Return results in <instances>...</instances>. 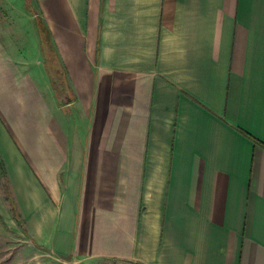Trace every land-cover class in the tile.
<instances>
[{
	"label": "crops",
	"instance_id": "obj_1",
	"mask_svg": "<svg viewBox=\"0 0 264 264\" xmlns=\"http://www.w3.org/2000/svg\"><path fill=\"white\" fill-rule=\"evenodd\" d=\"M30 1L0 15V264H264V0Z\"/></svg>",
	"mask_w": 264,
	"mask_h": 264
},
{
	"label": "trees",
	"instance_id": "obj_2",
	"mask_svg": "<svg viewBox=\"0 0 264 264\" xmlns=\"http://www.w3.org/2000/svg\"><path fill=\"white\" fill-rule=\"evenodd\" d=\"M37 28H38V33L40 35V38H41V41H42V44H43V53H44V57H45L44 58L45 59V64H46V67H47V69H48V71L50 73L52 84L54 85V87H55L57 92L59 91V89H63L64 90V81H63V78H62V74H61V71L59 70V67L57 65V62H56V59L54 57L53 51L47 45L48 37L46 35L44 27H37ZM50 58L54 59V63H55L56 66H54V64L50 63V61H49ZM57 74H59V76H57V78L54 77V75H57ZM60 97H61V95H60Z\"/></svg>",
	"mask_w": 264,
	"mask_h": 264
},
{
	"label": "rangeland",
	"instance_id": "obj_3",
	"mask_svg": "<svg viewBox=\"0 0 264 264\" xmlns=\"http://www.w3.org/2000/svg\"><path fill=\"white\" fill-rule=\"evenodd\" d=\"M7 2H8L9 5H10V13H13V14H15V15H16L17 13H20L22 9H23L24 11H25V9H26V7L23 6L24 0H0V15H4L5 17H9L8 15H11V14L9 13V11L6 10V9L4 8V6H6V3H7ZM26 3H28V4H30V5L32 6L30 0H26ZM9 18H10V17H9ZM49 61H50V63L54 64V66H56L55 63H54V59L50 58ZM54 66H53V67H54ZM53 69H54V68H53ZM53 71H54V70H53ZM57 76H59V74L54 75V77H56V78H57ZM45 257L48 258L47 255L42 256V258H45ZM124 264H130V263H124Z\"/></svg>",
	"mask_w": 264,
	"mask_h": 264
}]
</instances>
